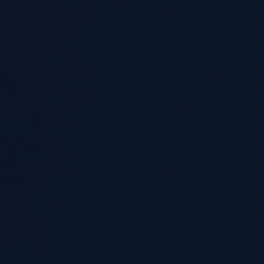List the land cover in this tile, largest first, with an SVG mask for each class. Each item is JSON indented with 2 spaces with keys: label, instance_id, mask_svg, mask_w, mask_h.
<instances>
[{
  "label": "water",
  "instance_id": "95a60500",
  "mask_svg": "<svg viewBox=\"0 0 264 264\" xmlns=\"http://www.w3.org/2000/svg\"><path fill=\"white\" fill-rule=\"evenodd\" d=\"M0 264H264V0H0Z\"/></svg>",
  "mask_w": 264,
  "mask_h": 264
}]
</instances>
